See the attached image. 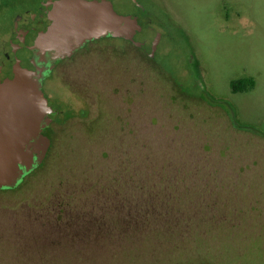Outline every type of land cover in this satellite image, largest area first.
Listing matches in <instances>:
<instances>
[{"label":"rangeland","instance_id":"374dc122","mask_svg":"<svg viewBox=\"0 0 264 264\" xmlns=\"http://www.w3.org/2000/svg\"><path fill=\"white\" fill-rule=\"evenodd\" d=\"M111 1L148 49L107 40L49 75L58 121L0 189V264H264V0ZM50 3L0 0V57Z\"/></svg>","mask_w":264,"mask_h":264},{"label":"water","instance_id":"95a60500","mask_svg":"<svg viewBox=\"0 0 264 264\" xmlns=\"http://www.w3.org/2000/svg\"><path fill=\"white\" fill-rule=\"evenodd\" d=\"M132 15L118 13L108 0H84L75 9L50 16L32 43L13 45L15 62L0 81V189L15 188L38 165L49 146L45 128L54 110L43 83L57 60L92 40L113 37L146 47Z\"/></svg>","mask_w":264,"mask_h":264},{"label":"flooded vegetation","instance_id":"af4514ba","mask_svg":"<svg viewBox=\"0 0 264 264\" xmlns=\"http://www.w3.org/2000/svg\"><path fill=\"white\" fill-rule=\"evenodd\" d=\"M83 1L84 0H51V3L49 5H47V6L45 5V7H42L41 12L38 15H36V14L31 15V20L28 21L26 23L25 27L23 29H21L20 32L17 33L19 39L16 42H22V43H26V44L32 43L34 41V39L36 38V36L46 26H48V24L50 23V16L52 14L60 15V14H63L69 8L75 9V8L79 7L83 3ZM108 1H110L113 4L114 9L118 13L127 14V15L133 14L132 16H134V18H136L138 20L139 26L143 29L138 34L137 38L140 41L144 40V36L148 32L147 24H148L149 20L147 18L143 17L138 11L121 12L116 8L114 1H111V0H108ZM48 2H50V1H48ZM79 2H80V5H77V4H79ZM28 39L32 40V42L28 41ZM107 40L127 41V40H124L121 38L106 37V38L96 39V40H92L90 42H87L84 46L73 51L71 54H69L63 58H59L57 60V63L55 65L53 71L55 70V68H57V66L64 64L65 62H67L71 59H75L77 56L86 55L88 50H89V47H91L93 45L101 44L102 42L107 41ZM127 42L129 43L130 41H127ZM133 46H135V45L133 44ZM135 47H137L138 49H142L144 51H147L148 44L146 43V47H138V46H135ZM11 53L8 54L5 51L2 54V57H0V81H2L10 73V71L13 68V65L15 62L13 47H11ZM149 55L151 56L152 53H149ZM47 134L49 136L48 132H47ZM47 150H48V148H47ZM47 150H46V152H47ZM45 153L43 154V156L45 155Z\"/></svg>","mask_w":264,"mask_h":264},{"label":"trees","instance_id":"16d2710c","mask_svg":"<svg viewBox=\"0 0 264 264\" xmlns=\"http://www.w3.org/2000/svg\"><path fill=\"white\" fill-rule=\"evenodd\" d=\"M130 15H133V14H130ZM146 26V25H145ZM148 26V25H147ZM130 43V42H129ZM131 45H133L132 43H130ZM51 76V75H50ZM50 76L46 79L48 80L50 78ZM46 80L44 81L43 83V91H44V84L46 82ZM256 86V81L254 78L252 77H245V78H240V79H237V80H233L231 82V90L233 93H240V92H248V91H252ZM45 93V91H44ZM46 97L48 98L47 94L45 93ZM49 100V98H48ZM50 101V100H49ZM51 102V101H50ZM49 102V103H50ZM51 105V104H50ZM53 107V106H52ZM58 116L59 114L54 110V118L52 119L50 125H48L45 130L49 133V135L51 134L50 133V130L52 129V127L57 123L58 121ZM50 145V144H49ZM48 149H49V146H48ZM48 151V150H47ZM47 153V152H46ZM46 153L45 155L38 161V165L35 167V169L29 173L26 177L30 176L31 174H33L35 172V170H37L41 165H42V162L46 156ZM25 177V178H26ZM25 178H23V180L15 187H19L20 184H22V182L25 180ZM13 188V189H15Z\"/></svg>","mask_w":264,"mask_h":264}]
</instances>
